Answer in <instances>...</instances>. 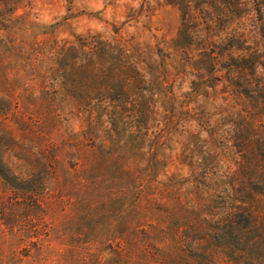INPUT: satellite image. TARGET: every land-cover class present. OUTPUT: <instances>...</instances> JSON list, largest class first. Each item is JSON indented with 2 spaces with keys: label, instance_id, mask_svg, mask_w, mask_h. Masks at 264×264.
Returning <instances> with one entry per match:
<instances>
[{
  "label": "trees",
  "instance_id": "trees-1",
  "mask_svg": "<svg viewBox=\"0 0 264 264\" xmlns=\"http://www.w3.org/2000/svg\"><path fill=\"white\" fill-rule=\"evenodd\" d=\"M23 1L0 0V42L34 51L44 105L79 121L92 178L125 181L107 189L128 190L132 223L143 204L126 231L141 264H264V0H161L179 21L153 43L114 28L21 45L6 23Z\"/></svg>",
  "mask_w": 264,
  "mask_h": 264
},
{
  "label": "rangeland",
  "instance_id": "rangeland-1",
  "mask_svg": "<svg viewBox=\"0 0 264 264\" xmlns=\"http://www.w3.org/2000/svg\"><path fill=\"white\" fill-rule=\"evenodd\" d=\"M178 21L161 0H24L6 24L20 44L114 28L153 43L173 36ZM19 49L0 42V264H141L127 225L145 223L143 204L132 223L128 190L107 189L125 181L91 177L104 163L95 164L76 117L44 105L50 80L35 73L34 51Z\"/></svg>",
  "mask_w": 264,
  "mask_h": 264
}]
</instances>
